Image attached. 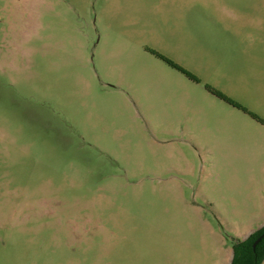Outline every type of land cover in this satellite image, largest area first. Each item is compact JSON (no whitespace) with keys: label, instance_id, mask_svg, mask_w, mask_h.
Wrapping results in <instances>:
<instances>
[{"label":"rangeland","instance_id":"rangeland-1","mask_svg":"<svg viewBox=\"0 0 264 264\" xmlns=\"http://www.w3.org/2000/svg\"><path fill=\"white\" fill-rule=\"evenodd\" d=\"M262 223L264 0H0V264H231Z\"/></svg>","mask_w":264,"mask_h":264},{"label":"trees","instance_id":"trees-1","mask_svg":"<svg viewBox=\"0 0 264 264\" xmlns=\"http://www.w3.org/2000/svg\"><path fill=\"white\" fill-rule=\"evenodd\" d=\"M157 55L161 59H163L165 62H167L169 65H171L172 67L182 71L188 77L197 80L194 76H192L191 74H189L188 72L180 68V66H178L174 62L168 60L167 58H165L164 56L160 54H157ZM208 89L212 94H214L219 99L227 102L228 104L232 105L233 107L239 110H242L248 113L252 118L257 119V117L254 114L248 112L247 109L235 103L234 101L226 97L224 94L216 90H213L211 88H208ZM261 237H262L261 241L259 242L257 247L254 249L253 245ZM263 263H264V227L254 232L253 234H251L245 240H242V241L238 240L233 243V257H232L231 264H263Z\"/></svg>","mask_w":264,"mask_h":264},{"label":"crops","instance_id":"crops-1","mask_svg":"<svg viewBox=\"0 0 264 264\" xmlns=\"http://www.w3.org/2000/svg\"><path fill=\"white\" fill-rule=\"evenodd\" d=\"M264 227V223H262L259 227V229L263 228ZM259 229L255 230V231H252L246 238H248L251 234H253L254 232L258 231ZM245 240V239H244ZM233 257V255H232Z\"/></svg>","mask_w":264,"mask_h":264},{"label":"water","instance_id":"water-1","mask_svg":"<svg viewBox=\"0 0 264 264\" xmlns=\"http://www.w3.org/2000/svg\"><path fill=\"white\" fill-rule=\"evenodd\" d=\"M262 237H263V236H262ZM262 237L259 238V239L255 242V244L253 245V248H254V249L257 247V245H258L259 242L261 241Z\"/></svg>","mask_w":264,"mask_h":264}]
</instances>
